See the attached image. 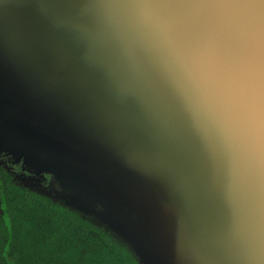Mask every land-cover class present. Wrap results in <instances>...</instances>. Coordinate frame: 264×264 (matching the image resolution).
Returning a JSON list of instances; mask_svg holds the SVG:
<instances>
[{
  "label": "water",
  "instance_id": "95a60500",
  "mask_svg": "<svg viewBox=\"0 0 264 264\" xmlns=\"http://www.w3.org/2000/svg\"><path fill=\"white\" fill-rule=\"evenodd\" d=\"M0 113L143 264H264V0H0Z\"/></svg>",
  "mask_w": 264,
  "mask_h": 264
},
{
  "label": "trees",
  "instance_id": "16d2710c",
  "mask_svg": "<svg viewBox=\"0 0 264 264\" xmlns=\"http://www.w3.org/2000/svg\"><path fill=\"white\" fill-rule=\"evenodd\" d=\"M59 189L53 174L0 150V264H143L106 223L59 199Z\"/></svg>",
  "mask_w": 264,
  "mask_h": 264
},
{
  "label": "snow or ice",
  "instance_id": "6c2138e0",
  "mask_svg": "<svg viewBox=\"0 0 264 264\" xmlns=\"http://www.w3.org/2000/svg\"><path fill=\"white\" fill-rule=\"evenodd\" d=\"M182 2L190 7H221L235 5L239 0H182Z\"/></svg>",
  "mask_w": 264,
  "mask_h": 264
},
{
  "label": "rangeland",
  "instance_id": "374dc122",
  "mask_svg": "<svg viewBox=\"0 0 264 264\" xmlns=\"http://www.w3.org/2000/svg\"><path fill=\"white\" fill-rule=\"evenodd\" d=\"M5 114L6 113H4V115L1 118L2 120L0 121V125H2V127H3L2 129H6V128L10 127L12 129L11 131H14L15 132L14 134L17 135V136H20L22 134V132L23 133L27 132L26 131L27 128L25 126L19 125L17 123H13L12 120H10L7 117H5ZM136 200H137V203L139 205L142 204V202L140 201L139 197ZM140 217H141L140 220H142L144 222L145 226L147 227V231H148V229L151 227L150 223L147 220L142 219V216H140Z\"/></svg>",
  "mask_w": 264,
  "mask_h": 264
},
{
  "label": "flooded vegetation",
  "instance_id": "af4514ba",
  "mask_svg": "<svg viewBox=\"0 0 264 264\" xmlns=\"http://www.w3.org/2000/svg\"><path fill=\"white\" fill-rule=\"evenodd\" d=\"M15 166H16L15 170H17V172H18V170L22 167V162H20L19 165H15ZM12 168H14V167H12ZM20 174L25 175L27 178H29L30 181L35 182V184H37L38 186H40L42 188H45L47 185L50 184L49 178H46L45 176H41L42 178H38V177H35L33 175H28V174L22 173L21 171H20ZM0 212H1V208H0Z\"/></svg>",
  "mask_w": 264,
  "mask_h": 264
}]
</instances>
